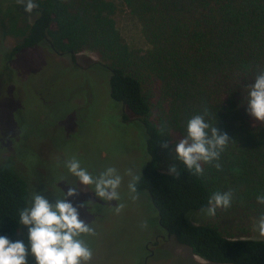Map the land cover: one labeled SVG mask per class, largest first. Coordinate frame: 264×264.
I'll return each mask as SVG.
<instances>
[{"label": "trees", "instance_id": "16d2710c", "mask_svg": "<svg viewBox=\"0 0 264 264\" xmlns=\"http://www.w3.org/2000/svg\"><path fill=\"white\" fill-rule=\"evenodd\" d=\"M35 3L36 17L21 43L3 55L2 96L11 103L3 119L10 128L18 124L20 94L9 62L42 44L72 64L77 52L88 50L93 65L109 73L107 97L119 105L122 121H138L145 130L147 159L137 189L147 195L164 234L208 264H264V240L247 237L250 222L264 214L256 199L264 194V123L247 108L248 86L264 71V0H119L139 26L145 51L124 42L109 1ZM194 115H205L230 140L221 169L217 162L204 164L203 176L190 173L174 153ZM0 162V236L15 242L23 226L19 213L31 197L9 158ZM173 164L179 179L169 174ZM229 190L232 206L218 209L217 217L244 236L226 235L220 222L190 223L188 213L207 208L214 192Z\"/></svg>", "mask_w": 264, "mask_h": 264}, {"label": "rangeland", "instance_id": "374dc122", "mask_svg": "<svg viewBox=\"0 0 264 264\" xmlns=\"http://www.w3.org/2000/svg\"><path fill=\"white\" fill-rule=\"evenodd\" d=\"M105 1L115 6L112 19L124 42L145 51L147 44L139 26L125 8L119 7V0ZM35 17L36 11L28 14L17 0L0 1V161L9 158L27 181L31 198L36 192L54 204L68 187H78V195L68 200L78 208L80 218L96 230L95 236L82 237L93 249L91 264H208L171 239H164L147 195L139 193L140 198L132 201L127 187L131 178L125 171L132 169L139 175L147 159L145 130L138 121H122L119 105L107 97L109 73L91 66L96 62L91 52H77L74 64L68 56L54 54L45 44L18 54L9 62L20 94L15 114L17 127L12 130L3 119L10 103L2 96L3 55L21 43ZM73 156L94 176L107 167L117 168L123 176L121 199L103 201L95 195L94 186L80 185L64 166ZM118 203L126 205L119 215L113 208ZM188 214L194 225L220 222L226 235L244 236L234 232L225 216L217 217L216 213L209 217L202 211ZM144 221L147 228L141 227ZM256 222H250L247 237L264 240L255 228ZM156 234L163 235V240L148 246L149 252L144 251L145 241H151ZM17 240H22L30 252L26 226L19 230ZM28 264H36L35 258L29 256Z\"/></svg>", "mask_w": 264, "mask_h": 264}, {"label": "clouds", "instance_id": "9594fccd", "mask_svg": "<svg viewBox=\"0 0 264 264\" xmlns=\"http://www.w3.org/2000/svg\"><path fill=\"white\" fill-rule=\"evenodd\" d=\"M25 6V12L33 13L38 4L34 0H17ZM247 108L255 121L264 123V71L259 72L254 83L248 86ZM205 115L207 109L204 110ZM205 115H194L186 123V135L175 144V159L182 162L193 175H204V164L215 163L217 170L221 169L218 162L221 154L228 147L230 140L227 133H221L216 124L206 121ZM167 126L162 127L163 132ZM168 145L165 144L166 148ZM64 166L76 177L80 185L94 186L95 195L103 201H119L120 187L123 176L115 167H107L99 175L94 176L75 156L67 159ZM169 174L179 179L181 171L175 164L169 167ZM129 176L128 191L133 202L137 201L139 192L137 184L141 179L132 169H127ZM65 178H61L64 181ZM78 187H68L63 198H57L52 204L42 194L33 192L30 206L19 213V223L28 228L30 252L22 240L11 241L6 236H0V264H28V257L35 258L36 264H91L93 249L82 238L95 236L96 230L90 223L80 218L79 210L68 200V197L78 195ZM235 193L232 190L214 192L208 200L207 208L201 209L209 217H215L218 209H229L232 206ZM257 203L264 205V194L257 196ZM126 205L118 203L113 207L119 215ZM147 228V221L141 224ZM259 236L264 238V214L260 215L256 225Z\"/></svg>", "mask_w": 264, "mask_h": 264}, {"label": "flooded vegetation", "instance_id": "af4514ba", "mask_svg": "<svg viewBox=\"0 0 264 264\" xmlns=\"http://www.w3.org/2000/svg\"><path fill=\"white\" fill-rule=\"evenodd\" d=\"M35 2H37L38 0H34ZM49 49H50V47H49ZM50 51H52L53 52V50H51L50 49ZM54 54H56L55 52H53ZM56 55H58V54H56ZM91 66H96V65H91ZM2 88V87H1ZM162 230V229H161ZM162 233L164 234V232H163V230H162ZM166 236V235H165ZM164 236V237H165ZM162 237H163V235H155L154 237H153V239L151 240V241H145V243H144V247H143V249H144V251H146V252H149V250H148V246H151V245H154L158 240H163L162 239ZM149 254V253H148ZM147 256H149V255H147ZM147 256H146V258H147Z\"/></svg>", "mask_w": 264, "mask_h": 264}, {"label": "water", "instance_id": "95a60500", "mask_svg": "<svg viewBox=\"0 0 264 264\" xmlns=\"http://www.w3.org/2000/svg\"><path fill=\"white\" fill-rule=\"evenodd\" d=\"M165 239L166 240L169 239V235L168 234L165 236ZM144 263H145V260H144Z\"/></svg>", "mask_w": 264, "mask_h": 264}]
</instances>
